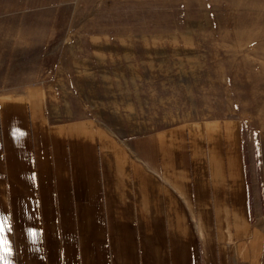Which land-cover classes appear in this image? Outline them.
Segmentation results:
<instances>
[{
	"label": "crops",
	"instance_id": "crops-1",
	"mask_svg": "<svg viewBox=\"0 0 264 264\" xmlns=\"http://www.w3.org/2000/svg\"><path fill=\"white\" fill-rule=\"evenodd\" d=\"M28 5L0 0V67ZM51 103L1 72L0 264H264V167L248 166L241 121L121 139Z\"/></svg>",
	"mask_w": 264,
	"mask_h": 264
},
{
	"label": "rangeland",
	"instance_id": "rangeland-1",
	"mask_svg": "<svg viewBox=\"0 0 264 264\" xmlns=\"http://www.w3.org/2000/svg\"><path fill=\"white\" fill-rule=\"evenodd\" d=\"M28 3L0 74L47 86L56 119L93 118L121 139L237 119L263 170L264 0Z\"/></svg>",
	"mask_w": 264,
	"mask_h": 264
},
{
	"label": "snow or ice",
	"instance_id": "snow-or-ice-1",
	"mask_svg": "<svg viewBox=\"0 0 264 264\" xmlns=\"http://www.w3.org/2000/svg\"><path fill=\"white\" fill-rule=\"evenodd\" d=\"M3 228H4V224H3V222H0V233H2ZM31 235H32V236H35L36 233H35V232H32ZM2 243H3V244H6L7 241H3ZM6 251H7V250H6ZM7 254H8V255H11V252H10V251H7Z\"/></svg>",
	"mask_w": 264,
	"mask_h": 264
},
{
	"label": "bare ground",
	"instance_id": "bare-ground-1",
	"mask_svg": "<svg viewBox=\"0 0 264 264\" xmlns=\"http://www.w3.org/2000/svg\"><path fill=\"white\" fill-rule=\"evenodd\" d=\"M255 11V10H254Z\"/></svg>",
	"mask_w": 264,
	"mask_h": 264
}]
</instances>
